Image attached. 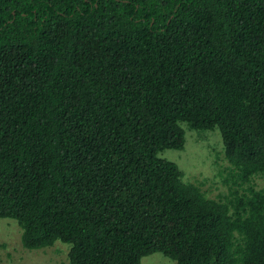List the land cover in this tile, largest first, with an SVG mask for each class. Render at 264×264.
<instances>
[{"label":"trees","instance_id":"obj_1","mask_svg":"<svg viewBox=\"0 0 264 264\" xmlns=\"http://www.w3.org/2000/svg\"><path fill=\"white\" fill-rule=\"evenodd\" d=\"M183 123L225 192L159 156ZM0 217L67 264H264V0H0Z\"/></svg>","mask_w":264,"mask_h":264},{"label":"rangeland","instance_id":"obj_2","mask_svg":"<svg viewBox=\"0 0 264 264\" xmlns=\"http://www.w3.org/2000/svg\"><path fill=\"white\" fill-rule=\"evenodd\" d=\"M183 126L184 146L164 148L159 156L175 161L184 170V178L200 182L208 195L225 192L227 185L222 182L228 173V162L218 128L197 130L186 123ZM20 233L15 219L0 217V264H67L68 243L56 240L50 246L27 249L21 243ZM141 264H175V261L155 251L142 256Z\"/></svg>","mask_w":264,"mask_h":264}]
</instances>
